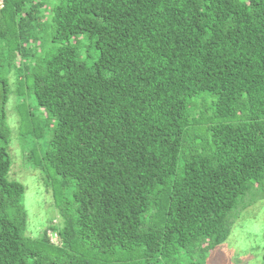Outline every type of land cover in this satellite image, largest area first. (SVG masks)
Listing matches in <instances>:
<instances>
[{"label": "trees", "instance_id": "16d2710c", "mask_svg": "<svg viewBox=\"0 0 264 264\" xmlns=\"http://www.w3.org/2000/svg\"><path fill=\"white\" fill-rule=\"evenodd\" d=\"M11 94L59 210L38 236ZM263 182L264 0H3L0 264H204Z\"/></svg>", "mask_w": 264, "mask_h": 264}, {"label": "rangeland", "instance_id": "374dc122", "mask_svg": "<svg viewBox=\"0 0 264 264\" xmlns=\"http://www.w3.org/2000/svg\"><path fill=\"white\" fill-rule=\"evenodd\" d=\"M10 79L11 87L15 88L16 75L11 74ZM15 99V95L11 94L6 106L7 121L12 130L9 143L10 177L25 186L23 202L27 209L26 232L38 236L52 222H60L59 210L54 205L52 190L42 172L31 167L27 161V151L32 147V141L24 143L19 134ZM26 101L34 111H40L29 94H26ZM46 140V137L39 139L41 149ZM230 217L232 226L229 236L208 252L204 264H264V182L240 198L238 207L231 211ZM52 234L56 241V235Z\"/></svg>", "mask_w": 264, "mask_h": 264}, {"label": "built area", "instance_id": "2783aa9c", "mask_svg": "<svg viewBox=\"0 0 264 264\" xmlns=\"http://www.w3.org/2000/svg\"><path fill=\"white\" fill-rule=\"evenodd\" d=\"M3 6V0H0V7Z\"/></svg>", "mask_w": 264, "mask_h": 264}]
</instances>
